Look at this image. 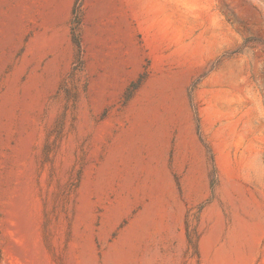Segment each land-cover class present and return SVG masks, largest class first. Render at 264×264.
I'll list each match as a JSON object with an SVG mask.
<instances>
[{"label":"rangeland","instance_id":"rangeland-1","mask_svg":"<svg viewBox=\"0 0 264 264\" xmlns=\"http://www.w3.org/2000/svg\"><path fill=\"white\" fill-rule=\"evenodd\" d=\"M0 264H264V0H0Z\"/></svg>","mask_w":264,"mask_h":264},{"label":"trees","instance_id":"trees-1","mask_svg":"<svg viewBox=\"0 0 264 264\" xmlns=\"http://www.w3.org/2000/svg\"><path fill=\"white\" fill-rule=\"evenodd\" d=\"M75 42H77V44L79 43L77 40H75ZM137 86H138L137 83H133V84L131 85V88L129 89V94H128V96H130V95L133 93V91L136 90Z\"/></svg>","mask_w":264,"mask_h":264},{"label":"bare ground","instance_id":"bare-ground-1","mask_svg":"<svg viewBox=\"0 0 264 264\" xmlns=\"http://www.w3.org/2000/svg\"><path fill=\"white\" fill-rule=\"evenodd\" d=\"M192 4H193V6H191L190 8H188L191 12H196L197 10H196V8H198L199 6H198V2H196V1H193L192 2ZM195 6V7H194ZM215 19V18H214ZM215 21H216V19H215Z\"/></svg>","mask_w":264,"mask_h":264}]
</instances>
